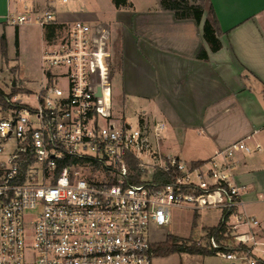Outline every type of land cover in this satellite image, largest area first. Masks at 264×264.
<instances>
[{
    "label": "built area",
    "instance_id": "2783aa9c",
    "mask_svg": "<svg viewBox=\"0 0 264 264\" xmlns=\"http://www.w3.org/2000/svg\"><path fill=\"white\" fill-rule=\"evenodd\" d=\"M8 1L6 24L55 32L41 56L45 81L24 92L36 103L17 84L0 88V264H153L151 229L186 205L219 209L228 230L197 246L227 264H264L261 221L234 175L237 155L263 145L237 141L197 165L165 154L164 122L114 118L107 24L64 20L58 5L76 0Z\"/></svg>",
    "mask_w": 264,
    "mask_h": 264
},
{
    "label": "crops",
    "instance_id": "0c3cea01",
    "mask_svg": "<svg viewBox=\"0 0 264 264\" xmlns=\"http://www.w3.org/2000/svg\"><path fill=\"white\" fill-rule=\"evenodd\" d=\"M128 1L136 15L150 10L142 1ZM159 1L155 14L172 13L170 22L161 15L150 24L148 18L126 33L122 103L127 107L136 100L142 118L161 119L166 125L161 150L171 152L174 145L175 156L189 163L207 161L237 141L263 143L264 0H209L223 31L222 48L215 52L204 38L203 22L178 19ZM9 7L8 0H0L4 23ZM202 48L207 60L198 57ZM237 159L234 175L244 207L258 217L262 212L256 207L264 204V149L239 153ZM259 219L264 233V217Z\"/></svg>",
    "mask_w": 264,
    "mask_h": 264
},
{
    "label": "rangeland",
    "instance_id": "374dc122",
    "mask_svg": "<svg viewBox=\"0 0 264 264\" xmlns=\"http://www.w3.org/2000/svg\"><path fill=\"white\" fill-rule=\"evenodd\" d=\"M139 1H142V6L149 7L151 12L149 10L148 13H144L143 9L140 11L141 14L136 15L130 8L131 5L117 6L114 0H76L58 5L59 9L65 12L62 15L64 20L72 22L75 19L86 20L89 18L90 20L102 21L109 27L112 48L111 73L114 118L118 122L126 121L135 127L141 121V109L138 102L134 100L127 107L122 103L125 81L123 43L126 40V33L131 32V27H134L137 22H144L145 19L150 18V24H153V21L161 15L167 22H170L174 17L172 13L155 14L154 7L158 5L156 0ZM159 4L162 6L161 0ZM11 7L13 6L11 5ZM3 34L6 35V55L3 54L2 50L1 38ZM45 48H47L45 28L38 24H25L16 27L0 21V88L10 91L13 81H16L20 99L35 104L36 101L27 98L24 92L25 90L33 93L39 92L42 82L45 81V65L41 58ZM163 136H165L164 131ZM261 144L264 149V141ZM6 146L8 150L11 149L14 146L13 141ZM175 148L173 145L171 147L172 153L168 150L164 153L175 155L173 152ZM253 153L255 154V152ZM183 160L189 163L185 157ZM256 209L262 212L261 215L257 214L258 217H264V204L258 205ZM220 216L221 212L216 208L196 211L190 205L172 206L170 208V221L166 228L154 226L150 231V238L155 243L166 241L170 235L194 240L201 234L207 233L208 227L217 225ZM153 264H227V261L213 254L199 255L176 252L165 257H155Z\"/></svg>",
    "mask_w": 264,
    "mask_h": 264
},
{
    "label": "trees",
    "instance_id": "16d2710c",
    "mask_svg": "<svg viewBox=\"0 0 264 264\" xmlns=\"http://www.w3.org/2000/svg\"><path fill=\"white\" fill-rule=\"evenodd\" d=\"M114 1L117 6L131 5L128 0ZM161 5L163 8L171 10L178 19L191 18L197 23L203 22V35L210 49L215 52L222 48L220 37L223 31L213 6L209 4V0H161ZM54 32L55 28L53 26L45 28L46 38L52 36ZM1 39L3 54L6 55V35L3 34ZM198 57L202 60H207L209 58L208 51L202 48L198 53ZM203 162L195 161L193 163L197 165ZM227 231L226 225L222 222L207 228V233H225ZM152 249L156 257H165L176 252L199 255L211 254L207 248L197 246L193 239H185L176 235H170L166 241L153 244Z\"/></svg>",
    "mask_w": 264,
    "mask_h": 264
},
{
    "label": "water",
    "instance_id": "95a60500",
    "mask_svg": "<svg viewBox=\"0 0 264 264\" xmlns=\"http://www.w3.org/2000/svg\"><path fill=\"white\" fill-rule=\"evenodd\" d=\"M16 84V81H13V85H15Z\"/></svg>",
    "mask_w": 264,
    "mask_h": 264
}]
</instances>
